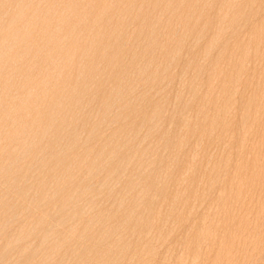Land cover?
Wrapping results in <instances>:
<instances>
[{"label": "rangeland", "instance_id": "1", "mask_svg": "<svg viewBox=\"0 0 264 264\" xmlns=\"http://www.w3.org/2000/svg\"><path fill=\"white\" fill-rule=\"evenodd\" d=\"M0 264H264V0H0Z\"/></svg>", "mask_w": 264, "mask_h": 264}, {"label": "bare ground", "instance_id": "2", "mask_svg": "<svg viewBox=\"0 0 264 264\" xmlns=\"http://www.w3.org/2000/svg\"><path fill=\"white\" fill-rule=\"evenodd\" d=\"M19 2H20V1H19ZM28 5H29V4H28ZM19 7H20V6H19ZM5 15H6V14H5ZM37 18H38V17H37ZM30 21H31V20H30ZM27 24H29V22H28ZM60 26H61V25H60ZM20 27H23V26H20ZM29 27H30V26H29ZM26 28H27V26H26ZM26 28H25V29H26ZM56 28H58V27H56ZM20 29H21V28H20ZM41 29H42V28H41ZM31 30H32V29H31ZM31 30H30V31H31ZM27 31H28V30H27ZM27 31H26V32H27ZM32 31H33V30H32ZM31 33H33V32H31ZM217 37H218V36H217ZM124 43H125V42H124ZM98 59H99V58H98ZM58 102H59V101H58ZM54 103H55V102H54ZM24 104H25V103H24ZM53 107H54V106H53ZM46 114H47V113H46ZM98 125H99V124H98ZM52 183H53V182H52Z\"/></svg>", "mask_w": 264, "mask_h": 264}]
</instances>
